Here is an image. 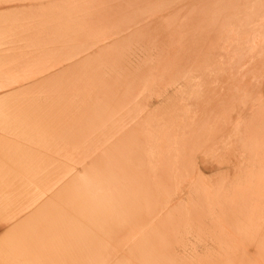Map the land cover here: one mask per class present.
<instances>
[{
	"label": "bare ground",
	"instance_id": "1",
	"mask_svg": "<svg viewBox=\"0 0 264 264\" xmlns=\"http://www.w3.org/2000/svg\"><path fill=\"white\" fill-rule=\"evenodd\" d=\"M13 10L21 13L20 18L0 24V60L6 63L20 58L29 63L32 52L27 55V50L19 51L22 46L13 50L1 48L3 45L17 43L16 34L27 30L33 34L31 39L26 37L29 40L47 43L49 37L40 39L39 30L61 24L60 17L63 23L71 18L73 25L78 24L77 30L71 31L72 24L65 22V40L77 34L80 43L72 48L73 53L66 49L62 62L69 64L62 70L59 60L38 71L45 76L39 85L32 86L41 92L30 89L31 94L51 100L39 105L41 110L28 107L25 99L26 103L21 102L31 110H19L17 103L13 109L18 107V111L10 114L8 106L13 101L6 108L3 102L20 93L11 87L33 79L24 78L25 73L12 83L0 80V92L11 93L0 95V133L9 137L0 139V167L8 168V174L0 172V201L8 202L0 209L5 213L0 215V264H71L76 255L80 260L73 264H100L102 255H92L84 248L72 254L75 243L61 232L72 231L77 236L74 242L82 243L89 233L103 236L94 235L97 241H106V231L99 224L107 221L114 227L118 209L124 223L140 212L139 219L144 220L140 225L144 226L139 235L130 227L124 228L126 248L131 252L123 253L122 246L117 256L105 253L106 264H264V104L253 105L259 97L252 101L250 96L248 101L250 94L256 99L253 93L258 85L244 82L246 76L251 74L255 80V75L264 71V0H0L1 13ZM104 27L109 32H103ZM33 47L36 49L35 44ZM29 74L27 77L32 76ZM172 74L177 76L164 80ZM151 85L161 86L162 91L140 101L141 90ZM24 90L21 92L26 97L29 89ZM231 112L237 113L235 123ZM28 114L29 127L43 124L50 132L25 135L19 130L17 133L27 136L30 144L24 151L26 143L10 137ZM105 117L111 121L106 122ZM221 119L232 124L233 142L219 140L223 135L219 134ZM91 127H96V133H88ZM220 144L231 146L224 155L226 160L229 151L235 158L227 160L230 164L222 169L225 172L207 176L200 162L210 154L213 158ZM90 145L94 150H88ZM60 146L63 157L75 151L83 155L75 161L79 170L64 165V171L53 172L58 159L42 155V150L59 152ZM12 170L18 175L11 174ZM181 174L191 178L190 192L200 195H195L199 199L196 203L192 198L195 204L190 205V211L184 204L188 182L181 179L178 186ZM225 177L236 181L226 184L222 182ZM224 184L227 186L222 190ZM222 192L226 199L222 195L218 200L216 196ZM235 193H245L244 202L229 204L228 196ZM121 200H126V205ZM16 201L18 208L12 212ZM76 218L82 224H75ZM191 223L198 224L193 228L203 226L212 237L213 245L205 246L204 240L202 255L194 244L189 247L188 236L187 242L184 240ZM133 225L137 228L135 222ZM181 236L185 243H180ZM122 237L110 240L114 245ZM177 243L178 247L184 245L181 251Z\"/></svg>",
	"mask_w": 264,
	"mask_h": 264
},
{
	"label": "rangeland",
	"instance_id": "2",
	"mask_svg": "<svg viewBox=\"0 0 264 264\" xmlns=\"http://www.w3.org/2000/svg\"><path fill=\"white\" fill-rule=\"evenodd\" d=\"M46 2V1H45ZM4 3V2H3ZM2 3V4H3ZM49 3V2H48ZM47 3V4H48ZM51 3V2H50ZM2 6H4V5H2ZM5 13V12H4ZM1 13L0 12V24H5V25H7L9 22L10 23H12L14 20H16V19H19L20 18V16H21V13L19 12V11H12V12H10V13ZM47 15H48V13H47ZM31 16H33V15H31ZM27 17V16H26ZM25 16H24V19L26 20V19H30V17H28V18H26ZM21 18H23V17H21ZM32 18V17H31ZM62 17H60V18H58L59 20H62L61 22L63 23V18L61 19ZM44 19H45V17H44ZM69 19H71V18H69ZM69 19H66V20H64V23H63V25H62V23L60 22V21H58V23H61V24H58L57 26H56V23L54 24L53 23V27H51V25H45L44 26V28H42L41 30L44 32V34H42L43 32L41 31V30H39L41 33H39L38 35H39V37H40V39H42V38H48V44L47 43H43V41H32V40H29V39H31V36H33V34H31V32L30 31H28L27 30V32L25 33V34H16V36H18V45H17V43H13V44H5V45H3L1 48H6V49H13L14 47H17V46H22V47H20V49H19V51L20 52H26V50H27V52H26V54L27 55H30L31 54V52H32V54H31V56H28V60L31 58V59H33V60H35L36 59V61L37 60H39L38 62H40V63H33V60L32 61H28L29 63H27V62H23V59H16V60H12L11 62H9V63H6L7 61L6 60H0V62L2 63V65H0L1 67V69H2V71H3V73L0 75V80L3 82V81H5V82H10V83H12V81H15V80H20V79H22L23 78V75H25V73H26V75L24 76V78L26 77V78H28V79H33V81H20V82H18V86H17V84H15L14 86H12L11 88L13 89V90H15V93H19V91H20V93L22 94L21 96H20V93L18 94L19 95V97H15V98H13L14 96H13V94H12V99L11 98H7L3 103H4V105H3V107L4 108H6V106L7 105H10L11 104V101H13L12 102V106H8V107H11V108H8V112L10 113V114H13L14 112L13 111H18V107H19V110H23V108H24V111H28V110H31L30 108H28V107H32V109H37V110H41V108H40V106L39 105H42V103L43 102H46V101H48V100H50V99H48V98H46V97H44V96H41V97H36L38 94H31V91H32V93H35V92H33V90L34 91H38V92H41L38 88L39 87H36L37 89L35 90V87L33 88V86L36 84V82H39V81H41L42 80V78L45 76V73H43V75L41 74V73H39L41 70H43V69H45V66L47 65V67H46V69L49 67V66H51L50 64H57V62L60 60L61 62L63 61V58L65 57V54H66V51L68 50V48H69V51L71 52V53H73L74 52V49H72V48H75L80 42H78V41H76V35L77 34H74V36H72L73 34H71V37L73 38H71L70 39V41H66L65 40V38H64V35H63V29L64 28H66L68 25L69 26H71V24H72V26H71V31H73L74 29V31H76L77 30V28H78V24L77 23H75V25H73L74 24V22L71 20H69ZM70 22H69V21ZM67 23V26L65 25L66 23ZM60 25H61V28H60ZM65 25V26H64ZM55 26L57 27V29L55 28ZM59 26V27H58ZM46 27H47V29H46ZM51 28H54L52 31H51ZM58 28H60V30H62V31H60V30H58ZM63 28V29H62ZM45 29V30H44ZM103 29H105V30H103ZM108 27H104V28H102L101 30L103 31V32H105V33H107V32H109V30L110 29H108ZM47 30L50 32L51 31V33H46L47 32ZM55 30V31H54ZM65 30V29H64ZM56 31H59L58 33L59 34H57V33H54V32H56ZM28 32L30 33V34H28ZM0 33H1V31H0ZM73 33V32H72ZM48 34V35H47ZM15 35V34H14ZM25 35V36H24ZM42 35H43V37H42ZM54 35H57V36H55V38H53L54 37ZM22 36V37H21ZM29 36V37H28ZM48 36V37H47ZM52 36V37H51ZM63 36V37H62ZM25 37V38H24ZM26 37H28V38H26ZM60 37V39H57V38H59ZM62 37V38H61ZM21 38V39H20ZM23 38V39H22ZM51 38V39H50ZM53 38V39H52ZM57 41H56V40ZM62 39V40H61ZM23 40H26V41H28V42H26V41H23ZM50 40V41H49ZM51 40L53 41L54 40V42H52V44H51ZM65 40V41H64ZM21 41H23V44H22V42ZM29 41H30V44L28 45L27 43H29ZM59 41V42H58ZM74 41H76V44H75V42ZM32 42V43H31ZM36 42V43H35ZM42 42V43H41ZM59 44H63V45H59ZM62 42V43H61ZM68 44V47H67V44ZM71 42V43H70ZM20 43V44H19ZM42 44V47H40L41 46V44ZM55 43V44H54ZM71 45H70V44ZM22 44V45H21ZM25 44V45H24ZM35 44V48L36 49H34V47H33V45ZM44 45V46H43ZM46 45H47V49H46ZM51 45V46H50ZM72 45H74V46H72ZM39 46V47H38ZM52 46H54V47H52ZM59 48H58V47ZM134 47H135V45H133ZM32 47V48H31ZM45 47V48H44ZM49 47V48H48ZM64 47V48H63ZM70 47H71V49H70ZM137 47V46H136ZM21 48H25L24 50L25 51H23V49H21ZM54 48L56 49V48H58V49H56V51L58 50V52L56 53V51L54 50ZM61 48V49H60ZM34 49V50H33ZM39 49H40V51H39ZM51 49H53V50H51ZM65 49V50H64ZM67 49V50H66ZM14 50V49H13ZM13 50H10V51H13ZM22 50V51H21ZM30 50V51H29ZM33 50V51H32ZM39 51L40 53H38V52H36V51ZM50 50L52 51L51 53H50ZM44 51V52H43ZM46 51H48V52H46ZM60 51V52H59ZM29 52V53H28ZM35 53V54H34ZM37 53V54H36ZM41 53H42V55H41ZM48 53V54H47ZM55 53V54H54ZM34 54V55H33ZM40 54V55H39ZM43 54L45 55L44 57H43ZM56 54H57V56H56ZM59 54V55H58ZM39 55V56H38ZM49 55V57L48 58H50L51 59V61H48L49 59L48 58H46V56H48ZM72 55H74V54H72ZM35 56V57H34ZM61 56V57H60ZM63 56V57H62ZM36 57H38V58H36ZM46 58V59H45ZM60 58V59H59ZM42 59V60H41ZM43 59H44V61H43ZM57 60V61H56ZM3 61V62H2ZM47 61V62H46ZM59 61V62H60ZM32 62V63H31ZM43 62V63H42ZM49 62V63H48ZM56 62V63H55ZM67 62H69V61H67ZM67 62H62L60 65V70H62L61 68H63V67H65V66H67L69 63H67ZM3 63H4V65H3ZM22 63H23V65H22ZM27 63V64H26ZM42 63V64H41ZM45 63V64H44ZM65 63V64H64ZM33 64H35V65H33ZM28 65V66H27ZM31 66V67H30ZM36 66H39V67H37L36 68ZM42 66H44L43 68H41ZM27 68V69H26ZM35 68V69H34ZM123 68H125V65L123 66ZM26 69V70H25ZM32 69H33V71H32ZM38 69H40V70H38ZM126 69V68H125ZM29 70V71H28ZM35 70H37V72L41 75V77H39L40 75L35 71ZM6 71V72H5ZM24 73H23V72ZM28 71V72H27ZM29 72L32 74V76H29L30 74H29ZM33 72H35L36 74H38V76H36V74H34ZM262 73H263V75H262ZM27 74H29L28 75V77H27ZM34 74V75H33ZM260 75H262V77L260 78ZM171 77V78H169V77ZM168 76H165L164 77V80L166 81V80H168V79H172V78H175L177 75H175V74H172V75H168ZM173 76H175V77H173ZM251 74L249 75V76H246L245 77V80H244V82H249L250 81V83H251V85L254 83V85H253V87L255 86V83L258 85V87L257 86H255V87H257V88H254V89H256V91L253 93V94H255L256 93V99H255V97L252 95V94H250L249 95V97L251 96L253 99H252V101H256L257 100V98H258V101L257 102H255V103H253L252 101H251V103H253V105H255L256 103H258V102H260L261 104L263 103L264 104V87H261V85L262 86H264V71H262L259 75H255V80L254 79H252V77H254L253 75L251 76ZM259 76V77H258ZM36 77V78H35ZM249 77V80H247V78ZM257 77H258V79L259 80H261V81H259L258 79H257ZM38 78V79H37ZM250 78L252 79V80H250ZM36 79V80H35ZM40 79V80H39ZM257 79V80H256ZM255 82H254V81ZM256 81H258L259 83H261V84H259L258 82H256ZM21 85H20V84ZM26 83V84H25ZM31 84V85H30ZM38 85L40 84V82L39 83H37ZM33 85V86H32ZM37 85V86H38ZM60 85V84H59ZM27 86V87H26ZM28 86H30L31 88H29ZM21 87H23V88H21ZM27 89H26V88ZM154 86L153 85H151V86H149L148 87V89L146 88V91L143 89V90H141V91H143V92H140L141 93V96L143 97V96H145L146 97V95H152L153 97L155 96V95H157L160 91H162V87L161 86H156V87H154L155 88V90L154 89H152ZM260 87V88H259ZM260 89V91H259V89ZM261 88H263V89H261ZM18 89V90H17ZM27 91L28 89H29V91H30V89H31V91L29 92L28 91V93H30V95H32V96H30V95H28V93L25 91V90ZM33 89V90H32ZM41 89V88H40ZM18 92H17V91ZM22 90H24L25 92H26V95L27 96H29L30 97V99H29V97L28 98H26L25 96H23V95H25V93L24 92H21ZM42 91H45V92H48V90L47 89H45V90H43V89H41ZM38 92H36V93H38ZM45 92H42V93H44L45 94ZM154 92V93H153ZM257 92H258V94H257ZM259 92L260 93H262V94H259ZM5 93H8V94H11L10 92H8V91H1L0 92V95H2V94H5ZM24 93V94H23ZM147 93V94H146ZM252 93V92H251ZM40 94V93H39ZM16 95V94H15ZM34 95H36V96H34ZM41 95H43V94H41ZM23 96V97H22ZM43 97V98H42ZM251 97L249 98V102H250V99H251ZM34 98H36V99H34ZM27 100V105H28V107H27V105L25 104L24 105V103L23 102H25L26 103V101H24V100ZM143 99H144V97L142 98V99H140V101H143ZM10 100V101H9ZM23 100V102H21ZM31 100V101H30ZM9 101V102H8ZM16 101V102H15ZM22 103H20V102ZM29 101V102H28ZM39 101H40V103H39ZM51 101V100H50ZM56 101V100H55ZM15 102V103H14ZM49 102V101H48ZM6 103V104H5ZM17 103H19L17 106L18 107H16V109H13V107L15 108V106H16V104ZM31 103V104H30ZM251 103H248L250 106L252 105ZM14 104H15V106H14ZM21 104V105H20ZM38 104V105H37ZM22 106H24V107H22ZM33 106H35V107H33ZM25 107H27V108H25ZM37 107V108H36ZM262 107H263V105H262ZM21 108V109H20ZM11 109H13V110H11ZM262 109V108H261ZM249 110H247L246 112H248ZM262 111L264 112V107H263V109H262ZM29 112V111H28ZM245 112V113H246ZM21 114V113H20ZM19 114V115H20ZM247 115H248V113H246ZM22 115V114H21ZM26 117H27V120H25V121H21V122H19L18 124V130L16 129L15 131H14V134H12L11 135V139L12 140H18V141H22V143L23 142H25L26 144L25 145H22V147H24L23 148V150L24 151H28V148L30 147V144L26 141L27 139H28V137L27 136H22V135H19V133H17L19 130H20V132L22 131V132H24V134L25 135H29V134H33V133H38V132H43L44 131V133H46L47 131H49L50 132V130H48V129H50V128H48L47 130H46V128L48 127V126H45V125H43V124H39V125H37V126H32L31 124H30V127H29V124L28 123H30V121H29V114L28 115H25ZM249 116V115H248ZM231 118L233 119V121L232 122H234L235 123V121H236V118H237V113L235 114L234 112L232 113L231 112ZM226 119V118H225ZM106 122H110L111 120L110 119H108V117L106 118L105 117V119H104ZM110 120V121H109ZM220 121V123H219V126H220V129H222L223 130V132H225V133H221L222 132V130L220 131V133L219 134H223L222 136H221V138H219V140L220 141H222V142H226V140H231L232 142H233V140H234V138H233V135H232V131H233V126H232V124H230V123H227V120H224V119H221V120H219ZM105 122V123H106ZM224 122H226L225 124H224ZM107 123V124H108ZM111 123H113V122H111ZM228 124V125H227ZM230 125H231V127H230ZM44 126V127H43ZM35 127V128H34ZM224 127V128H223ZM34 128V129H33ZM96 127H94V129H95ZM228 130H227V129ZM230 128V129H229ZM87 129V128H86ZM85 129V130H86ZM93 129V127H91V128H88L87 130L89 131H87L88 133H92L93 132V134H94V132H95V130ZM9 133H12V131H10ZM48 133V132H47ZM96 133V132H95ZM226 134V135H225ZM1 136H2V138H1ZM5 136V139H6V137L9 139V137L8 136H6V135H4L2 132L0 133V139L1 140H3V137ZM13 136V137H12ZM232 137V138H231ZM20 139V140H19ZM0 140V141H1ZM92 140H93V138L90 140L91 142H92ZM233 146V145H232ZM18 147H21V146H17L16 148L18 149ZM61 147V146H60ZM91 147H93V148H91ZM229 147H231L230 145H229ZM229 147H227L226 148V146L225 145H223V144H220L219 146H218V148L216 149V150H214V154H215V156L212 158L211 156H213L212 154H210V155H208L207 156V160L206 159H204L202 162L203 163H201L200 162V166H202L203 168H205L204 170L205 171H203L207 176H210L211 177V175L214 173H219L220 174V171H222V172H225L224 170H226V166L228 165V164H230V163H228L227 162V160L229 159H233V158H235L234 157V155L231 153L232 151H229V153H228V159L226 160L224 157V155L226 154V151H227V149L229 148ZM88 148V150L89 149H91L90 151H92V150H94V145L93 146H88L87 147ZM221 148H223V149H221ZM63 149H62V147H61V151H59V152H57V154H56V152H50L49 151V149H45V151L44 150H42L43 151V154L42 155H44L45 154V156L47 155H49V157L51 156V157H53V158H56V160L58 159V162L55 164L56 166H54V170H53V172H56V173H58V172H61V170H63L64 171V168L65 167H70L71 165L72 166H74V168H76V169H80V167L79 166H76V163L78 162V160L81 158V157H83V155L81 154L80 156H79V154L77 155V153H79V152H77V151H75L72 155L74 156V154L76 155L75 157H72L71 158V156L69 155V157H70V160L68 161V159H69V157H67L68 155H65L66 157H63V155H62V153H64V151H62ZM48 151V152H47ZM220 151V152H219ZM21 152H23V151H21ZM61 152V153H60ZM223 152V153H222ZM53 153V154H52ZM59 153V154H58ZM66 153V152H65ZM70 153H68V154H70ZM217 153V154H216ZM84 154V153H83ZM86 154V153H85ZM57 155V156H56ZM87 155V154H86ZM79 156V157H78ZM85 156V155H84ZM219 156V157H218ZM60 157V158H59ZM86 157V156H85ZM65 158H66V160H65ZM68 158V159H67ZM78 158V159H77ZM220 158V159H219ZM60 160V161H59ZM74 160V161H73ZM209 160V161H208ZM212 160V161H211ZM75 161H77V162H75ZM217 161V163H216V165H215V162ZM221 161H222V163H224V164H222V165H220L221 164ZM225 161V162H224ZM59 162H61V163H59ZM64 162H66V163H64ZM67 162H70V163H67ZM211 162V163H210ZM227 162V163H226ZM1 163V162H0ZM3 163V162H2ZM2 163L0 164V165H2ZM64 163V164H63ZM218 163H219V165H218ZM45 164H46V162H43L42 163V169H45L44 168V166H45ZM68 164V165H67ZM59 165V166H58ZM65 165V167H63ZM70 165V166H69ZM58 167V168H57ZM60 167L62 168V169H60ZM79 167V168H78ZM201 167V168H202ZM213 167H214V169H213ZM222 167H224V168H222ZM203 168H202V170H203ZM210 168V169H209ZM1 169H4V170H1ZM60 169V170H59ZM222 169H224V170H222ZM46 170V169H45ZM6 172V171H8V168H5V167H0V172ZM9 171H11V170H9ZM15 172L16 171H14V170H12V172H11V174H13V175H18L17 173L18 172H16V174H15ZM21 172V174H23V173H25V172H23V171H20ZM198 172H200V170H198ZM221 172V173H222ZM6 174H8L7 172H6ZM12 176V175H11ZM195 177V178H194ZM193 178L194 179H196L197 177H196V175L194 176ZM187 177H183V174H181V177H180V180H179V182L180 183H178V186L179 185H181V182H183V180H181V179H184V181H186V182H188L187 183V188L185 189L186 191H189V193L187 192V193H185V197L187 198L186 199V201H185V203L184 204H187V205H185L186 206V208L190 211L191 210V208H192V206H190V205H193V203L195 202H197L199 199H197V198H199L200 197V195L198 196V194H196L194 191H191L190 192V187H191V184H192V181H191V178L190 177H188L187 179H188V181L187 180H185ZM207 178H209V177H207ZM190 179V180H189ZM224 179H225V181H224ZM223 179V181L222 182H224V183H233V182H235L236 181V178H234V177H225ZM24 180H26V178H24ZM240 182V181H239ZM226 184H224V185H222L220 188L222 189V190H224V188H226ZM172 190H173V188H172ZM191 190H194V188L193 189H191ZM213 190V189H212ZM174 192H175V188H174V190H173ZM194 192V193H193ZM193 193V194H192ZM7 194H9V192L7 191ZM188 194V195H187ZM191 194L193 195L192 197H191ZM187 195V196H186ZM190 195V196H189ZM198 196L197 198H196V196ZM219 195H221V196H219ZM222 195L225 197V195H224V193L222 192V194H218L216 197H218V200H222V198L223 199H226V197L224 198V197H222ZM239 195V196H238ZM10 197H11V194H10ZM222 197V198H221ZM247 196H246V194L245 193H235V194H232V195H230V196H228V201H229V204H236V203H242V202H244V200H245V198H246ZM192 198H194V202H193V199ZM197 200H196V199ZM221 198V199H220ZM125 199V198H124ZM239 199V200H238ZM123 200V199H122ZM122 200L120 201L123 205L125 204L126 205V200H124V202H122ZM242 201V202H239V201ZM4 201V203H2ZM227 201V202H228ZM238 201V202H237ZM190 202V203H189ZM7 201H5V200H2V201H0V209L2 208V206H6L7 205ZM194 203V204H195ZM2 204V205H1ZM6 204V205H5ZM18 205H19V203H18V201H16L15 203H14V205H12L13 206V209H11V211L12 212H14L15 210H16V208H18ZM3 209V208H2ZM14 210V211H13ZM10 211V212H11ZM45 211H47V209L45 210ZM108 211H110V210H108ZM117 211V210H116ZM140 211V210H139ZM118 212H119V217H117V224L113 227V226H111V224H110V222H107V221H102L101 222V224H99V226L101 227V228H103L105 231H106V234H105V237H107V240L106 241H97L95 238V236H97V237H103V236H101V235H95V234H87V235H85L84 237H85V239H84V241L82 242V243H79V242H74V240H73V238L75 239V238H77V236L76 235H74L73 233H72V231L69 233L68 231H66V232H61L62 233V235H65V236H63V237H66V238H69V239H72V241H69V242H73V243H75V245L70 249V251L72 252V254H74L73 253V251L75 252V254L78 252V251H80V250H83V248H84V250L86 251V252H88L89 251V253H91L92 255H94V254H99V255H102V257L100 258L101 260H100V264H106V260L108 259V257H107V255L108 254H110L111 256L113 255V256H117V255H119L120 254V252H121V250H120V248L123 246V248L125 247V249H123L122 250V252L123 253H130L131 252V250L130 249H128V248H126V247H128L129 246V244H128V242H127V240H125L126 239V237L128 236V234L126 233V236H125V230H124V228H128V227H130L131 229H133V231H135V233H137V235H139V231H142L143 229H142V227L144 226V225H140L141 223L142 224H144V220L142 219H139V213H138V211H137V213H138V215H136V216H134V215H132L131 217H129L130 219V223H132V224H134V222H135V225L137 224V219H139V220H141L140 222H139V224L138 225H136V227L137 228H135V226H134V228H133V226H131V225H129V223H128V221L126 222V223H124V222H122V219H124V218H122L123 217V215H122V213H121V211L118 209ZM0 215L1 216H3V215H5V213H4V211L3 210H0ZM135 217V218H134ZM137 217V218H136ZM132 218V219H131ZM136 220V221H135ZM138 220V221H139ZM192 221V220H191ZM85 222V224H88L87 223V221H84ZM83 222V223H84ZM192 222H194V221H192ZM198 222V221H197ZM76 223H79V224H82V222L81 221H79L78 220V218H76V220H75V224ZM196 223V222H195ZM127 227H126V226ZM140 225V226H139ZM195 225V224H194ZM194 225H192V223H191V225H189L188 227H187V231H188V234L186 235V238H185V236H184V240L187 242V236H188V239L190 240V241H188V243L190 242V244L191 245H189V247L190 246H196L197 247V250H198V252H200V251H203L204 252V245L206 244L205 242H204V240L207 242V245H205V246H210V245H213V244H211L213 241L211 240L212 239V237H211V235L210 234H208L207 233V231L206 230H204L203 229V226H201L200 225V227L202 228V230H204L203 232H198V229H199V231H202V230H200V227L197 229L196 227H194L193 228V226ZM197 226H198V224H196ZM195 225V226H196ZM59 226V225H58ZM125 226V227H124ZM192 226V227H191ZM75 227V226H74ZM61 228H66L65 226H63V225H61ZM69 228V227H68ZM117 228V229H116ZM130 228H128V229H130ZM190 228V229H189ZM193 228V229H192ZM231 228V227H230ZM122 229V230H121ZM117 230H119L120 232L118 233L117 232ZM190 230V231H189ZM192 230V231H191ZM197 230V231H196ZM0 232H3V230H1L0 229ZM124 233V234H121V233ZM207 233V235H206V233ZM187 233V232H186ZM204 235H203V234ZM120 234V235H119ZM134 234V233H133ZM133 234H129V235H133ZM185 233H182V235H184ZM95 235V236H94ZM68 236V237H67ZM115 236H119V237H122V240L120 241V242H116V243H120L121 244V246H120V244H116V243H114V245H113V243L111 242V238H114ZM194 236V237H193ZM208 237V238H207ZM124 238V239H123ZM181 238H182V236H181ZM181 238H179L180 239V243H181V241L183 242V243H185L184 242V240H183V238L181 239ZM214 238V237H213ZM202 239V240H201ZM210 239V240H209ZM194 240H196V241H194ZM200 240V241H199ZM199 241V242H198ZM201 242H204L203 244L201 243ZM211 242V243H210ZM68 243V242H67ZM179 243V242H178ZM178 243L176 244V246L178 247ZM182 243V244H183ZM192 244H194V245H192ZM210 244V245H209ZM81 245V246H80ZM83 245H85V247L83 246ZM113 245V248L111 247ZM198 245V246H197ZM116 246V247H115ZM119 246V247H118ZM183 247H184V245H182ZM176 247V248H177ZM183 247H181L180 246V244H179V247L177 248V250L179 251L180 249L179 248H183ZM188 247V248H189ZM199 247V248H198ZM76 248V249H75ZM191 248V247H190ZM110 249H112L111 251H110ZM114 249V250H113ZM191 250V249H190ZM77 251V252H76ZM126 251V252H125ZM181 251V250H180ZM213 252V251H212ZM214 252H215V250H214ZM213 252V253H214ZM105 253H107V255L105 254ZM112 253H114V254H116V255H114V254H112ZM203 253H199L198 255H202ZM109 256V255H108ZM76 258L78 257L77 255L75 256ZM75 257H74V259H72L71 260V264H73L74 262H76V261H78V260H80L79 258L78 259H75ZM198 258H199V256H198ZM197 258V259H198ZM92 259L93 260H96V258L95 257H92ZM74 260H76V261H74ZM74 261V262H73ZM98 261V260H97ZM200 262H195V264H199ZM70 264V263H69Z\"/></svg>",
	"mask_w": 264,
	"mask_h": 264
}]
</instances>
